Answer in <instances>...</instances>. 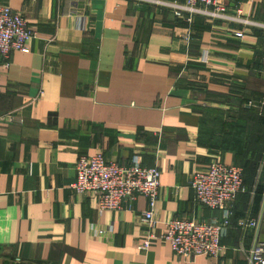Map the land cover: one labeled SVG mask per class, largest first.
<instances>
[{"label":"crops","instance_id":"obj_1","mask_svg":"<svg viewBox=\"0 0 264 264\" xmlns=\"http://www.w3.org/2000/svg\"><path fill=\"white\" fill-rule=\"evenodd\" d=\"M151 1L0 0L35 34L0 74V264H247L264 242V0H222L242 22H188L164 5L179 0ZM97 152L157 165L153 229L143 196L99 213L96 196L70 189L78 158ZM216 161L246 168L223 255L184 260L159 240L139 251L164 222L221 223L189 186ZM246 217L255 228L238 227Z\"/></svg>","mask_w":264,"mask_h":264},{"label":"built area","instance_id":"obj_2","mask_svg":"<svg viewBox=\"0 0 264 264\" xmlns=\"http://www.w3.org/2000/svg\"><path fill=\"white\" fill-rule=\"evenodd\" d=\"M179 1L180 4L164 5L187 13L188 22L190 17L198 15L242 22L238 19L242 14L241 10L237 11L236 18L227 17L222 0ZM151 2L163 4L157 0ZM34 36L19 13L0 4V74L2 69L9 68L12 52L28 53L26 43ZM234 37L241 38L243 34L235 33ZM199 61L206 64L208 52H202ZM75 174L76 179L70 189L77 195L87 193L96 196L99 213L121 210L125 203L133 202L137 196H143L148 202V210L143 213L142 222L149 229H153L157 224L153 215L160 188V171L157 165L144 167L138 162H133L129 166H120L106 162L103 154L97 152L91 156L79 157ZM189 186L195 202L222 214L221 223L205 224L183 219L164 222L163 232L158 236L150 232L138 247L139 251H148L151 241L159 240L167 243L171 252L184 260L198 257L218 259L223 255L225 248L221 239L230 226L235 198L244 192L243 170L238 166L212 162L205 170L192 172ZM238 227L241 230L255 228L256 220L246 217L238 222ZM92 231L97 237L106 233L100 229ZM245 260L247 264H264V242L255 243L248 250Z\"/></svg>","mask_w":264,"mask_h":264},{"label":"trees","instance_id":"obj_3","mask_svg":"<svg viewBox=\"0 0 264 264\" xmlns=\"http://www.w3.org/2000/svg\"><path fill=\"white\" fill-rule=\"evenodd\" d=\"M201 123H202V120H201V122H200V129H201ZM198 137L200 138V141L198 140V142L200 143V144H202V145H205V146H210V145H208L209 143H205V141L203 142V140H206V141H209V139H210V136H207L206 134H204L203 132H201V130H200V132H199V134H198ZM211 147H213L212 145H211ZM240 167L242 168V170H243V184L245 185V175H246V168H245V166L244 165H240ZM262 168V167H261ZM255 171H256V169H258L257 168V166L256 167H254L253 168ZM263 173H264V167H263ZM257 191L259 192L260 190H259V188H257V190H256V193H257ZM257 202V201H256ZM254 206H257V203H255V200H254Z\"/></svg>","mask_w":264,"mask_h":264}]
</instances>
